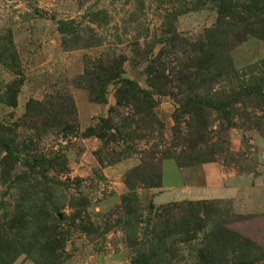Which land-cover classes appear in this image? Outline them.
Returning a JSON list of instances; mask_svg holds the SVG:
<instances>
[{
    "label": "rangeland",
    "instance_id": "374dc122",
    "mask_svg": "<svg viewBox=\"0 0 264 264\" xmlns=\"http://www.w3.org/2000/svg\"><path fill=\"white\" fill-rule=\"evenodd\" d=\"M250 176L264 0H0V264H264Z\"/></svg>",
    "mask_w": 264,
    "mask_h": 264
},
{
    "label": "crops",
    "instance_id": "0c3cea01",
    "mask_svg": "<svg viewBox=\"0 0 264 264\" xmlns=\"http://www.w3.org/2000/svg\"><path fill=\"white\" fill-rule=\"evenodd\" d=\"M217 193L215 196L242 200L243 208L246 210L259 208L264 212V187H259L257 180L251 176L238 177L231 181V185L223 186Z\"/></svg>",
    "mask_w": 264,
    "mask_h": 264
},
{
    "label": "trees",
    "instance_id": "16d2710c",
    "mask_svg": "<svg viewBox=\"0 0 264 264\" xmlns=\"http://www.w3.org/2000/svg\"><path fill=\"white\" fill-rule=\"evenodd\" d=\"M113 70H118V66L116 67L115 66V68H113ZM116 75V74H115ZM113 76V77H111V81H118V77H116V76ZM109 76H110V74H109ZM109 80V79H108ZM104 81V82H102V80L101 81H99L98 83H97V85H98V88H97V91L95 92V91H90V97H92V99H93V101L95 102V103H100V102H102V89H104V84L107 82H110V81ZM94 96V97H93Z\"/></svg>",
    "mask_w": 264,
    "mask_h": 264
}]
</instances>
